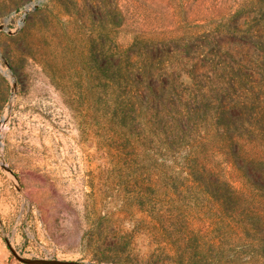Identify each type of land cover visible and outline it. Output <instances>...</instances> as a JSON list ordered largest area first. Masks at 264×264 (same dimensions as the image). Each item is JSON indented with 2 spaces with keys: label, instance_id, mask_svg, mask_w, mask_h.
Wrapping results in <instances>:
<instances>
[{
  "label": "rangeland",
  "instance_id": "1",
  "mask_svg": "<svg viewBox=\"0 0 264 264\" xmlns=\"http://www.w3.org/2000/svg\"><path fill=\"white\" fill-rule=\"evenodd\" d=\"M37 1L0 0V264H264L246 228L247 174L264 161L234 162L209 127L172 133L149 102L151 84L192 102L224 66L264 95L248 39L264 38L263 1ZM253 125L229 155L264 149ZM228 185L246 192L236 210L215 198Z\"/></svg>",
  "mask_w": 264,
  "mask_h": 264
},
{
  "label": "trees",
  "instance_id": "2",
  "mask_svg": "<svg viewBox=\"0 0 264 264\" xmlns=\"http://www.w3.org/2000/svg\"><path fill=\"white\" fill-rule=\"evenodd\" d=\"M261 1L263 3L258 6H264V0ZM255 8L257 7H252V9ZM244 11V8L241 6L234 14L235 16H240ZM230 28L235 29L236 25H232ZM248 39L258 51L264 53V38L261 34H256ZM233 72L234 75H229V71L225 66L221 72L215 71L216 77L211 83V89L208 87H203L202 90L199 89V94L194 97L192 102L176 101L173 97H169L165 101L160 98L158 91L151 84L149 102L155 108H159L158 104L162 101L164 102L162 103V109L165 110L166 116H163L162 119L164 118L165 121L164 126L167 123L166 126L170 128L172 133L178 136L179 134L186 135L187 132L201 133L204 128L209 127L208 130L218 137L217 141L223 147L220 150L226 148V154L234 162L236 160H243L245 156L262 162L264 161V149H260L256 145L253 146L254 149H252L253 147L249 149L248 153L246 148L244 149L242 147H235L237 149L234 150V155H229L228 152V137L235 140L237 145H245L248 141V138L242 134V131L246 128L245 124H249V127L255 128L253 123L256 122V125L264 128V95H261V92L255 89V86H261L259 81L261 80L260 77H255L254 79L251 76L246 77V74L240 71L237 72L236 69ZM249 83L251 86H248ZM237 89H241L240 95H238V98L232 99V94ZM250 94L254 99L247 97ZM255 101L258 102L259 106L260 104L262 105L261 109L255 113L257 116L253 112L250 114L249 112L247 113L246 109L247 103L255 105ZM234 130H238V133H234ZM260 134L262 132L254 134V141L261 139ZM249 173L247 176L251 188L249 192L251 193L248 197L251 203L246 214V223L248 226L246 228L248 232L251 231V235L257 240L258 248L264 253V195L262 199H259L261 192H264V171L261 172L257 167H253L252 170L249 169ZM210 192L214 193L217 190ZM219 192L220 194L215 195V198L221 206L224 208L231 206L234 210H236L240 199H242L243 193H246L236 185H228Z\"/></svg>",
  "mask_w": 264,
  "mask_h": 264
},
{
  "label": "water",
  "instance_id": "3",
  "mask_svg": "<svg viewBox=\"0 0 264 264\" xmlns=\"http://www.w3.org/2000/svg\"><path fill=\"white\" fill-rule=\"evenodd\" d=\"M38 1H40V0H38ZM38 1L37 2H33V5H32L33 8H36L38 6ZM4 28H5L4 25L1 24L0 25V30H2ZM4 61L6 63V60L5 59H4ZM16 86H17V81L13 77L12 78V91H13V94L15 93ZM10 107L11 106H9V108ZM9 170H11L10 167H9ZM16 256L21 261L26 262V263H31V264H75L76 263V261H73V260H62V259H57V258H54V259H40V258H37V259H28V258H23V257H21V256H19L17 254H16ZM93 264H102V263H93Z\"/></svg>",
  "mask_w": 264,
  "mask_h": 264
},
{
  "label": "bare ground",
  "instance_id": "4",
  "mask_svg": "<svg viewBox=\"0 0 264 264\" xmlns=\"http://www.w3.org/2000/svg\"><path fill=\"white\" fill-rule=\"evenodd\" d=\"M5 71L8 73L9 71L7 69H5ZM7 128V124L5 123V121L3 120L0 124V145H1V137L3 136L5 130Z\"/></svg>",
  "mask_w": 264,
  "mask_h": 264
}]
</instances>
